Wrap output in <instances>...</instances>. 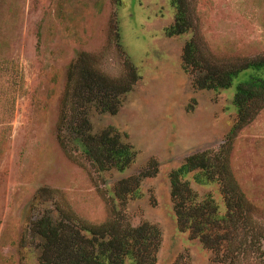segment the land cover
<instances>
[{
  "label": "rangeland",
  "instance_id": "rangeland-1",
  "mask_svg": "<svg viewBox=\"0 0 264 264\" xmlns=\"http://www.w3.org/2000/svg\"><path fill=\"white\" fill-rule=\"evenodd\" d=\"M174 1L123 0L118 7L116 0H0V264H38L30 226L46 210L56 218L70 211L106 223L119 208L115 181L152 158L160 171L142 180L143 198L124 210L132 225L160 226L157 264H175L180 255L189 264H223L180 231L169 174L195 152L221 149L237 117L238 85L252 71L224 90L196 89L181 59L192 34L167 35L178 11ZM191 1L197 34L211 54L230 60L264 53V0ZM82 53L113 78L124 73L126 55L140 70L142 79L117 114H90L95 132L117 127L139 151L126 173L99 172L83 149L71 144L70 157L60 143L69 66ZM229 147L235 179L264 224V108ZM193 186L201 195L220 189L217 183ZM234 260L264 264L252 253Z\"/></svg>",
  "mask_w": 264,
  "mask_h": 264
},
{
  "label": "trees",
  "instance_id": "trees-1",
  "mask_svg": "<svg viewBox=\"0 0 264 264\" xmlns=\"http://www.w3.org/2000/svg\"><path fill=\"white\" fill-rule=\"evenodd\" d=\"M122 2L116 0L118 7ZM174 3L178 11L167 35L192 34L184 43L181 59L196 89L224 90L240 73L252 71L238 85L234 97L237 117L221 149L195 152L169 174L178 227L211 251L217 262L231 264L248 253L264 261V224L255 220L260 211L235 179L229 147L238 131L264 108V53L254 58L220 60L197 34L192 1ZM119 34L117 42L122 47ZM94 59L82 53L69 66L58 136L70 157L74 144L83 149L99 172L123 174L137 162L139 151L117 127L95 132L90 114L92 109L117 114L142 76L128 55L124 73L118 78L102 72ZM159 171L160 162L152 158L138 173L117 179L113 190L119 208L106 223L94 224L70 211L61 212L59 218L49 210L36 216L30 230L39 243L38 264H157L163 239L160 226L148 221L132 225L124 209L130 201L143 198L142 180ZM194 183L205 187L217 183L220 189L201 195ZM175 264L189 263L180 255Z\"/></svg>",
  "mask_w": 264,
  "mask_h": 264
}]
</instances>
